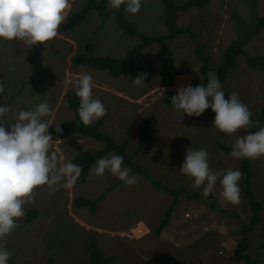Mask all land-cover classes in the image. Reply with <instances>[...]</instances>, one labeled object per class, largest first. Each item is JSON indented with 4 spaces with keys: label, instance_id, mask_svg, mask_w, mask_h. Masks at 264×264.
I'll list each match as a JSON object with an SVG mask.
<instances>
[{
    "label": "rangeland",
    "instance_id": "374dc122",
    "mask_svg": "<svg viewBox=\"0 0 264 264\" xmlns=\"http://www.w3.org/2000/svg\"><path fill=\"white\" fill-rule=\"evenodd\" d=\"M176 1L181 3L185 0ZM70 3L71 11H75L80 9L83 0H70ZM258 5L260 13H264V0H258ZM232 10L245 16L248 13L237 0H210L201 8L178 12L177 24L193 30L204 46L213 73L222 61L225 46L234 38ZM124 13L143 33L165 32L162 0H142L139 13L132 15L125 10ZM98 22L97 12L90 11L73 30L59 28L58 36L45 45L29 46L18 39L7 41L0 38V81L5 85V91L0 93V106L6 104L10 109L4 118L8 120L5 127L15 123L21 110H31L35 105L47 102L54 113L49 117L52 124L49 133L55 141L51 151L67 162L78 151L101 149L104 145L101 141L80 134L66 136L50 131L63 118L73 117L66 105L65 94L68 90H75L74 84L81 74H91L93 98L100 99L107 109V114L93 123L99 121V129L114 142L125 140L129 154L137 147L138 121L149 118L148 137L133 160L151 177L133 172L131 175L136 176L138 182L128 186L107 171L103 176H93L89 170L85 180L82 181L80 176L71 189L60 185L56 186V191L47 185L37 188L34 201L24 208L25 213L31 207L37 208V217L5 237L6 246L13 253L8 264H44L48 254L52 255L55 264H89L86 245L90 239H95L103 255L111 256L107 264H227V261L219 260L221 254L218 253L217 240L218 236H226L215 230L194 231L191 248L189 244L174 245L175 239L171 243L155 236L154 229L172 202L173 194L153 181L174 188L190 186L192 179L179 169L190 147L193 150L206 149L210 167L215 171L225 170L229 166L228 155L216 147L217 144L222 142L232 146L236 136L247 135L248 132L241 129L232 136L219 132L213 127L215 113L211 108L199 117H189L182 112L178 114L164 103V96L177 94L172 85L182 71H188L192 86L202 82L194 39L185 32L144 48L136 57L134 71H125L118 77H113L107 70L73 64L71 58L77 53L122 57L126 48L139 42L138 36L123 33L113 17L100 29L97 28ZM244 51L264 56V29L247 43ZM141 73H147V78L143 85L136 86L132 79ZM65 80L69 81L67 85ZM222 85L227 97L229 93H238L252 117H257L264 95V72L247 66L244 56L239 55ZM110 155L116 154L110 151L104 156ZM124 166L129 168L125 163ZM238 166L236 159L229 168L240 170ZM251 166L255 197L264 205V156L253 159ZM239 184L240 203L233 206L219 200V212L210 207L209 197L190 200L185 192L180 193L182 202L175 207L188 211L189 216L185 215L189 219L193 218L190 206L194 203L203 210L196 221L216 224V229L224 223L225 231L236 240L241 222L247 221L250 215L242 179ZM79 196L97 198L96 210L75 208L73 201ZM208 214L211 215L206 217ZM140 219L150 224L146 234H140L147 228L144 223H138ZM262 220L260 227L249 233L248 252L255 256L251 245H261L258 257L264 255V240L259 239L257 243L256 236L252 237L254 234L264 237V212ZM22 221L23 218L19 224ZM131 226H135L133 231ZM189 250L193 254L190 262ZM258 261L264 264L263 258ZM228 264L239 263L233 261Z\"/></svg>",
    "mask_w": 264,
    "mask_h": 264
},
{
    "label": "clouds",
    "instance_id": "9594fccd",
    "mask_svg": "<svg viewBox=\"0 0 264 264\" xmlns=\"http://www.w3.org/2000/svg\"><path fill=\"white\" fill-rule=\"evenodd\" d=\"M122 5L125 12L135 15L141 10L142 0H108L107 3L110 10L117 11ZM71 7L70 0H0V38L7 41L18 39L29 46L45 45L58 36V29L67 19ZM146 78L147 73H141L132 82L141 86ZM68 83L65 80V84ZM74 88L79 98L77 111L84 126H90L107 114L102 101L93 98L91 74H81ZM4 91L5 85L0 81V93ZM171 103L178 114L182 112L189 117H199L211 108L215 113L213 127L229 136L253 127L248 106L241 102L236 92L229 93L225 99L223 85L213 72L208 73L206 84L180 86L177 94L171 97ZM9 111L8 105L0 106V264H8L13 255L6 246L5 237L19 228V220L25 216V205L35 199V190L45 185L52 191H56L57 185L71 189L83 171L79 164L71 160L65 162L63 157L51 151L55 141L49 133L52 125L49 117L54 113L47 102L39 103L31 110H21L15 123L5 127L8 120L4 118ZM55 131H63L60 124L55 125ZM230 155L238 160L264 156V127L236 136ZM179 169L192 179L193 189H203L204 197L217 194L219 181L220 198L233 205L240 203L239 181L243 173L231 168L213 170L206 149L188 148ZM106 171L128 186L138 182L124 166L122 155L99 157L90 168L93 176H103Z\"/></svg>",
    "mask_w": 264,
    "mask_h": 264
},
{
    "label": "trees",
    "instance_id": "16d2710c",
    "mask_svg": "<svg viewBox=\"0 0 264 264\" xmlns=\"http://www.w3.org/2000/svg\"><path fill=\"white\" fill-rule=\"evenodd\" d=\"M108 0H83V4L79 10L71 11L67 16L65 22L60 26L63 30H73L78 24H80L90 11H96L99 22L97 28H102L105 23L111 17L114 18L118 28L125 34L135 35L139 37V42L133 46L127 48L122 57L113 56H92L84 53H77L71 58V62L77 65H86L95 69L107 70L113 77H118L125 71H134L136 67V57L141 51L149 47L152 43L162 40L173 39L180 33H187L191 38L194 39L195 46L194 52L200 60L199 72L202 76V83L206 84L208 81V73L212 72L209 67V59L204 53V46L201 44L196 37L193 30L188 26H179L177 24L178 12L189 8H201L207 5L210 0H185L178 3L176 0H162L163 3V25L165 32L161 34H146L141 32L136 23L126 18L124 13V6L117 10H109L107 7ZM241 5L247 9V15H243L237 10H232L230 16L233 20L234 27V38L229 41L225 46L222 61L214 72L219 79L220 83L223 84L226 75L230 69L234 66L236 58L239 55H243L247 66L253 69L264 72V56L263 55H251L244 51L247 43L256 37L264 29V13H260L258 0H237ZM170 95L163 97L165 104L173 108L171 103ZM66 105L72 111L73 117L71 119H62L57 124H60L62 128L61 133L55 131V125L51 127L50 131L53 134H64L66 136L72 134H80L91 138L96 141H101L104 145L97 151H78L75 153L72 159L73 163L79 164L83 171L81 173V180L84 181L89 173L91 166L95 164V161L99 157H103L108 152L113 151L116 155H122L124 157V163L130 169V175L133 172H141L148 178L151 177L149 172L144 170L139 164L133 160V154L127 152V142L116 143L110 136L102 132L99 129L100 122L92 123L90 126H84L80 121L78 114L79 98L75 94V90H68L65 94ZM225 99L228 97L225 95ZM253 127L247 132L257 131L259 128L264 126V95L262 99L261 109L256 118L251 116ZM150 130V120L148 117L141 118L137 124V147L136 151L139 150L145 143ZM222 150L231 152L232 147L219 144ZM252 159H241V172L243 173L242 180L244 185V197L250 208L251 216L248 222H241L239 230V236L236 238V245L234 249V257L241 262V264H256L252 256L247 252L248 239L247 235L254 229L261 221V211L264 208L263 202L257 200L253 189L251 187L252 177ZM156 185L162 186L165 190L170 191L173 194L172 202L169 204L165 214L160 219L159 224L156 228V234H159L162 227L168 221L173 206L177 203L178 195L181 191H185L184 187L171 188L160 181H153ZM187 194L192 198H198L203 196L202 192L198 191H187ZM210 198V207L212 209H218L213 196ZM97 198L91 199L83 196H79L74 199L73 206L75 208H86L89 207L90 211L94 212L97 207ZM39 213V210L35 207L29 208L20 226L25 225L33 221ZM86 256L89 264H107L111 256H105L100 250L95 239H90L86 245ZM44 264H55L51 254H48L44 260Z\"/></svg>",
    "mask_w": 264,
    "mask_h": 264
},
{
    "label": "crops",
    "instance_id": "0c3cea01",
    "mask_svg": "<svg viewBox=\"0 0 264 264\" xmlns=\"http://www.w3.org/2000/svg\"><path fill=\"white\" fill-rule=\"evenodd\" d=\"M109 20V19H108ZM106 24V23H105ZM103 28V27H102ZM127 49V48H126ZM200 74V73H199ZM227 76V75H226ZM226 80V79H225ZM225 82V81H224ZM187 84H191V76H190V74L188 73V71H185L184 70V72L182 71V73L180 74V76H179V78H177L176 80H174L173 81V89H175L176 91L175 92H177V89L180 87V86H182V85H187ZM202 84V82H200V85ZM170 96H174V94H171ZM100 126V125H99ZM150 131V130H149ZM148 137V136H147ZM147 139V138H146ZM124 141V140H123ZM145 142H146V140H145ZM145 144V143H144ZM219 144H222V145H226V146H231V145H228V144H224V143H222V142H219L218 144H217V146L216 147H218L219 146ZM144 146V145H143ZM143 146H142V148H143ZM232 147V146H231ZM141 148V149H142ZM218 148H220V147H218ZM141 149H139V150H137L136 151V148H135V150L131 153V154H133V157H134V155L136 154V153H138ZM221 149V148H220ZM223 151H225V150H223ZM227 152V153H226ZM223 153H226L227 155H228V157H227V161L229 162V166H231V164L233 165L235 162H236V159L235 158H233L231 155H230V153L231 152H228V151H225V152H223ZM238 160V159H237ZM253 160V159H252ZM239 161V166H238V168L241 170V167H240V165H241V159H239L238 160ZM229 166L227 167L226 166V168H225V170L226 169H229ZM231 168V167H230ZM251 168H252V166H251ZM252 177H253V170H252ZM252 177H251V187H252V189H253V192H254V195L256 196V193H255V190H254V188H253V184H252ZM217 184H219V183H217ZM191 185H192V183L190 184V186H178V187H176V188H180V187H184L185 188V191H181V192H185L186 194H187V191H189V192H192V191H198V192H202L203 191V189L202 188H197V189H193L192 187H191ZM171 188H174V187H171ZM167 191V190H166ZM180 192V193H181ZM216 192H217V194L215 195V196H213V198H214V200H215V203H216V205L217 206H219V200H221L222 202H223V200L220 198V196H219V192H220V186L219 185H217V189H216ZM180 193H179V195H180ZM244 194V193H243ZM179 195H178V200H177V203L175 204V205H177L178 206V204H181V202H182V200L181 199H179ZM188 195V194H187ZM189 196V195H188ZM219 196V197H218ZM190 197V196H189ZM199 198H204V196H201V197H198V198H192V197H190L189 199L190 200H192V199H199ZM218 201V202H217ZM190 203V202H189ZM189 203H188V205H189ZM175 205H174V207H173V209L171 210V213H170V217H169V219H168V221L165 223V225L162 227V229L160 230V232H159V234H156V228H157V225L159 224V222H158V224L156 225V227H155V229H154V233H155V236L158 238V239H161V240H166V241H169V242H171L172 243V240L173 239H175V241L173 242L174 243V245H177V244H184V245H186V244H189L188 246H189V248H191V246L194 244V242L192 241V236H193V232L195 231V232H199L200 230H203V229H205V231L207 230V229H211V230H215V231H217L220 235H225L226 237L224 238V237H222L221 238V236L219 237L218 235V237H217V240H218V243H219V247H218V253H220L221 254V258H219V260L220 261H227L228 263L229 262H233L234 261V263H236L237 261H238V263L239 264H241L240 263V261L239 260H237V259H235V257H234V249H235V245H236V240H234L233 239V236H231L230 234H228L226 231H225V224L224 223H221V226H220V229H216L215 227L216 226H218V225H216V224H214V225H211V223H209V222H207V221H203L204 223L203 224H201V223H199L198 221H196V220H199V218H200V216L203 214H201V212H203V210H201L199 207H197V206H194V203H192V205L190 206V210L192 211V217L193 218H191V217H189V219H187V215L189 216V214H187L188 213V211H185V210H183V211H181V209L180 208H178L177 209V206L175 207ZM231 205H233V204H231ZM234 206V205H233ZM222 208V207H221ZM250 209V208H249ZM167 210V209H166ZM214 210H216V211H220L219 209H214ZM263 212H264V208L262 209V211H261V221H260V223L261 222H263V220H262V214H263ZM185 213L187 214V215H185ZM205 213V212H204ZM211 214H208V216H206V217H209ZM250 216H251V212H250V215H249V217L247 218V221H245V222H248V220H249V218H250ZM163 217V216H162ZM161 217V218H162ZM187 219V220H186ZM186 220V221H185ZM202 220V219H201ZM208 220V219H207ZM138 221V223L139 222H142V223H144L145 225H146V230L145 231H143L142 233H140V234H146V232H148L149 230H150V227H149V223H147L144 219H140V220H137ZM160 221V220H159ZM223 222H225L224 220H223ZM147 223V224H146ZM152 223V222H151ZM260 223L257 225V226H255L254 227V229L253 230H255V229H258L260 226ZM152 224H154V223H152ZM210 224V225H209ZM135 226H131V230L133 231L135 228H134ZM241 227V226H240ZM240 227H239V229H238V236H239V230H240ZM137 229V228H136ZM252 230V231H253ZM252 231H250L249 233H251ZM249 233H248V235H247V239H248V247L250 246L249 245ZM256 236V238H257V243L259 242L258 240L260 239V241H262V240H264V237H261V236H259V235H257V234H254L253 235V237H252V239L254 238ZM252 246V250H253V252H254V254H255V256H253L252 254H250L251 256H252V258L255 260V262H256V264H261V262H259L258 261V259H260V258H263L264 259V255L262 256V257H258L257 255H258V253H261V252H259V249H260V247H261V245H251ZM178 247V246H177ZM247 252H248V249H247ZM249 253V252H248ZM189 257H188V261L190 262V259H191V255H193L192 254V252H190V250H189ZM220 257V256H219ZM202 263V262H201ZM227 263V264H228ZM192 264V263H191Z\"/></svg>",
    "mask_w": 264,
    "mask_h": 264
}]
</instances>
